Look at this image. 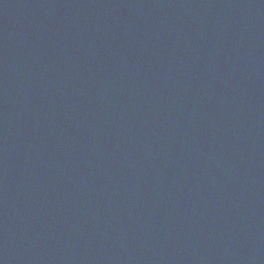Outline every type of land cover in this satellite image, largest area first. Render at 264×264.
Listing matches in <instances>:
<instances>
[{
  "label": "water",
  "instance_id": "obj_1",
  "mask_svg": "<svg viewBox=\"0 0 264 264\" xmlns=\"http://www.w3.org/2000/svg\"><path fill=\"white\" fill-rule=\"evenodd\" d=\"M0 264H264V0H0Z\"/></svg>",
  "mask_w": 264,
  "mask_h": 264
}]
</instances>
